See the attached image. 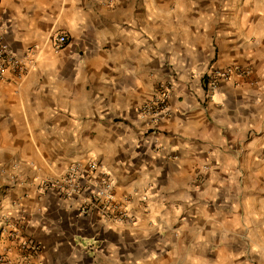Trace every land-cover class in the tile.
Masks as SVG:
<instances>
[{
  "label": "crops",
  "instance_id": "obj_1",
  "mask_svg": "<svg viewBox=\"0 0 264 264\" xmlns=\"http://www.w3.org/2000/svg\"><path fill=\"white\" fill-rule=\"evenodd\" d=\"M0 17L19 56L39 46L0 79V254L9 216L40 243L33 264H264V0H1ZM229 66L251 73L210 91ZM167 81L170 116L140 122ZM92 157L132 224L39 192Z\"/></svg>",
  "mask_w": 264,
  "mask_h": 264
},
{
  "label": "built area",
  "instance_id": "obj_2",
  "mask_svg": "<svg viewBox=\"0 0 264 264\" xmlns=\"http://www.w3.org/2000/svg\"><path fill=\"white\" fill-rule=\"evenodd\" d=\"M69 43L66 32L56 31L51 36L52 50L58 52ZM38 45L27 49L25 56H19L11 49L5 39V32L0 25V79H6L8 73L23 77L28 72L29 62ZM251 73L249 66H229L216 68L208 73L207 83L210 91L219 88L223 81L232 75L244 77ZM173 82L167 81L162 89L150 100L138 108V119L144 124L157 123L171 114L170 99L173 96ZM54 191L64 198H74L80 202L79 212L88 215L97 211L100 215L118 224H132L135 221L126 201L117 199L110 173L103 168L98 158L89 162H72L59 177L48 178L39 184L41 194ZM25 222L9 216L3 218L2 229L13 241L20 260L18 264H33V259L40 252V243L26 233ZM12 245L0 254V264H16L12 257Z\"/></svg>",
  "mask_w": 264,
  "mask_h": 264
},
{
  "label": "rangeland",
  "instance_id": "obj_3",
  "mask_svg": "<svg viewBox=\"0 0 264 264\" xmlns=\"http://www.w3.org/2000/svg\"><path fill=\"white\" fill-rule=\"evenodd\" d=\"M1 3V0H0ZM1 17H0V25H1ZM7 171L0 170V201L3 199V197L6 195L7 188H9V183L7 182L6 178Z\"/></svg>",
  "mask_w": 264,
  "mask_h": 264
}]
</instances>
